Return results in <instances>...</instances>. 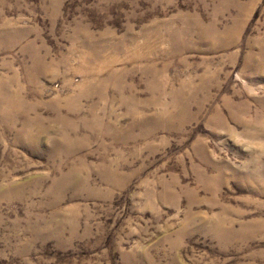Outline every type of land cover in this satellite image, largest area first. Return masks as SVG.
Here are the masks:
<instances>
[{
    "label": "rangeland",
    "instance_id": "obj_1",
    "mask_svg": "<svg viewBox=\"0 0 264 264\" xmlns=\"http://www.w3.org/2000/svg\"><path fill=\"white\" fill-rule=\"evenodd\" d=\"M0 264H264V0H0Z\"/></svg>",
    "mask_w": 264,
    "mask_h": 264
}]
</instances>
